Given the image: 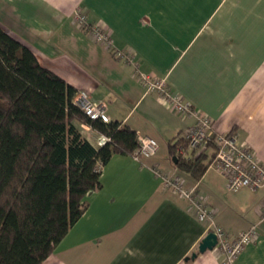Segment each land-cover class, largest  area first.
<instances>
[{"label":"crops","instance_id":"crops-1","mask_svg":"<svg viewBox=\"0 0 264 264\" xmlns=\"http://www.w3.org/2000/svg\"><path fill=\"white\" fill-rule=\"evenodd\" d=\"M77 10L86 29L74 23ZM0 26L41 66L104 104L109 120L155 139L160 153L167 146L172 158L170 140L192 120L172 113L140 76L162 80L206 114L214 132H235L264 164V0H0ZM94 26L111 48L92 37ZM154 167L195 187L228 234L255 225L256 240L232 264H264V188L232 193L210 167L194 180L166 156L136 162L130 155L102 168L101 187L41 264H221L216 248L198 253L206 225Z\"/></svg>","mask_w":264,"mask_h":264},{"label":"trees","instance_id":"trees-1","mask_svg":"<svg viewBox=\"0 0 264 264\" xmlns=\"http://www.w3.org/2000/svg\"><path fill=\"white\" fill-rule=\"evenodd\" d=\"M77 93L0 26V264H41L101 187L102 168L138 147L129 126L77 107ZM86 129L109 141L99 145ZM174 139L175 167L200 179L212 154L182 156Z\"/></svg>","mask_w":264,"mask_h":264},{"label":"built area","instance_id":"built-area-1","mask_svg":"<svg viewBox=\"0 0 264 264\" xmlns=\"http://www.w3.org/2000/svg\"><path fill=\"white\" fill-rule=\"evenodd\" d=\"M73 20L78 27H87L84 13L77 10ZM90 34L96 41L111 48V41L102 33L101 28L92 27ZM139 81L148 92L157 94L158 98L172 113L180 118L192 120V124L186 126L181 132L183 144L177 147L178 154L188 156L193 151H198L197 154H200L210 150L212 157L209 167L225 179L226 188L229 192L236 193L243 188L250 191L264 188V164L248 146L237 142L235 132L226 134L214 132L212 120L185 102L181 96L172 93L169 86L162 80H151L147 76H140ZM74 102L90 118H101L104 122L109 120L105 115V105L93 103L87 92L78 91ZM96 140L99 145H102L109 141V138L104 135H97ZM137 142L138 147L131 155L134 161L140 162L141 159L152 158L158 153L159 146L155 139L145 135H137ZM209 146L210 149H208ZM152 171L166 188L190 202L195 209L197 220L206 225V234L208 232L215 234L217 239L215 248L223 257L221 264H232L246 246L256 240L258 231L255 225L236 235L228 234L215 223L212 209L196 194L195 187L190 190L186 189L180 178L164 172L158 167H154ZM260 217L262 220L264 219V208Z\"/></svg>","mask_w":264,"mask_h":264},{"label":"water","instance_id":"water-1","mask_svg":"<svg viewBox=\"0 0 264 264\" xmlns=\"http://www.w3.org/2000/svg\"><path fill=\"white\" fill-rule=\"evenodd\" d=\"M172 161L176 164V157H172ZM217 239L213 232H208L205 237L200 241L198 245V253H203L206 250H213L216 246ZM197 253H192L190 257L186 258L185 261L188 262L189 260L195 259Z\"/></svg>","mask_w":264,"mask_h":264},{"label":"rangeland","instance_id":"rangeland-1","mask_svg":"<svg viewBox=\"0 0 264 264\" xmlns=\"http://www.w3.org/2000/svg\"><path fill=\"white\" fill-rule=\"evenodd\" d=\"M158 146H159V144H158ZM163 147H164V149L161 150V153L158 151V153H157L155 156H159V158H160V157H165V156H166V159H167V161H168V164L171 165V162H172L171 159H172V158H170L169 155H168V153H167V146H163ZM209 151H210V150H208V151L206 152V153H207V157H206L205 160H204L205 162H207V161L209 160V158H210V157H209ZM196 153H198V151H196ZM210 154H211V151H210ZM155 156H154V157H155Z\"/></svg>","mask_w":264,"mask_h":264}]
</instances>
